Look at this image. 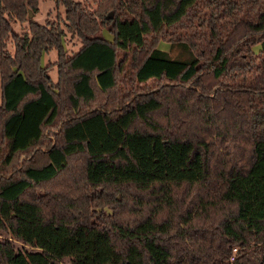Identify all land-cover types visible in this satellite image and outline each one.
Wrapping results in <instances>:
<instances>
[{
	"label": "trees",
	"instance_id": "1",
	"mask_svg": "<svg viewBox=\"0 0 264 264\" xmlns=\"http://www.w3.org/2000/svg\"><path fill=\"white\" fill-rule=\"evenodd\" d=\"M53 3L0 0V264H264V0Z\"/></svg>",
	"mask_w": 264,
	"mask_h": 264
},
{
	"label": "rangeland",
	"instance_id": "2",
	"mask_svg": "<svg viewBox=\"0 0 264 264\" xmlns=\"http://www.w3.org/2000/svg\"><path fill=\"white\" fill-rule=\"evenodd\" d=\"M39 1V0H38ZM80 5L84 8L91 10L95 4V0H78ZM37 11L31 14V18L37 21H43L45 19L48 20H56L59 16L63 15V9L61 5H55L53 0H40L37 4ZM26 20H22V22H18L16 20H11V26L16 30L17 33H21L22 30L25 28ZM60 25L63 26L64 34L62 44H64V48L67 54L75 51V49L81 44L79 39L75 36L70 34L67 30L66 26L62 24L60 21ZM102 34L106 39H110L111 33L107 32L106 29L102 28ZM10 39L7 38L6 45L11 49L12 45L10 43ZM168 43L164 40H158L157 46L160 48H166ZM258 45H254V49H257ZM55 58V50L54 48H50L45 51L41 56V62L47 63L52 61ZM47 74L50 79L54 80L56 76L55 65L52 64L48 67ZM18 242V241H17ZM63 264H67L66 261H63Z\"/></svg>",
	"mask_w": 264,
	"mask_h": 264
},
{
	"label": "water",
	"instance_id": "3",
	"mask_svg": "<svg viewBox=\"0 0 264 264\" xmlns=\"http://www.w3.org/2000/svg\"><path fill=\"white\" fill-rule=\"evenodd\" d=\"M27 15H28V16H30V15H31V12H30V11H28ZM146 264H147V263H146Z\"/></svg>",
	"mask_w": 264,
	"mask_h": 264
},
{
	"label": "crops",
	"instance_id": "4",
	"mask_svg": "<svg viewBox=\"0 0 264 264\" xmlns=\"http://www.w3.org/2000/svg\"><path fill=\"white\" fill-rule=\"evenodd\" d=\"M40 1V0H39ZM39 1H38V3H39Z\"/></svg>",
	"mask_w": 264,
	"mask_h": 264
}]
</instances>
